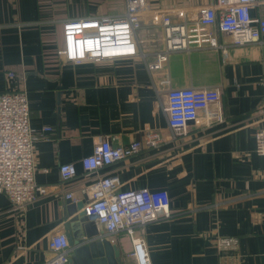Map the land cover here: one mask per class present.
I'll return each instance as SVG.
<instances>
[{
    "label": "crops",
    "instance_id": "obj_1",
    "mask_svg": "<svg viewBox=\"0 0 264 264\" xmlns=\"http://www.w3.org/2000/svg\"><path fill=\"white\" fill-rule=\"evenodd\" d=\"M212 1L145 0L137 55L67 62L57 52L64 20L120 15L127 0H0V91L6 72H16L11 86L27 91L31 109L35 178L46 186L23 209L0 192V264H43L53 255L50 236L67 234L68 209L86 204L88 187L109 174L120 177L122 189L169 193L172 215L135 231L153 264H264V154L255 150L264 43L235 46L231 35L212 26L221 47L192 40L189 48L169 52L165 68H149L166 49L163 17L195 22L200 6ZM251 14L264 17V0ZM184 87H217L222 100L176 133L168 124L167 93ZM46 126L54 130L44 132ZM147 130L161 135L157 146L83 169L81 159L100 138L120 146L142 140ZM66 162L78 172L67 181L59 171ZM67 192L75 197L67 199ZM221 237L237 241L222 247ZM110 241L121 249L123 264H134L128 233Z\"/></svg>",
    "mask_w": 264,
    "mask_h": 264
},
{
    "label": "built area",
    "instance_id": "obj_2",
    "mask_svg": "<svg viewBox=\"0 0 264 264\" xmlns=\"http://www.w3.org/2000/svg\"><path fill=\"white\" fill-rule=\"evenodd\" d=\"M260 0H213L200 6L195 22L175 23L163 17L166 49L150 64L151 70L165 68L169 52L189 48L195 40L197 46L221 47L212 29L231 35V44L242 46L264 43V17L253 16L251 8ZM145 0H127V8L120 15H86L68 18L62 23V46L58 54L67 62L82 60L103 61L135 56L139 53L136 32L141 27L140 10ZM226 50V46H224ZM224 50V51H225ZM16 72H6V88L0 91V192L4 193L16 209H23L46 192L35 178L34 131L31 127V109L27 91L11 86ZM222 94L217 87L171 88L167 93L168 124L176 133L186 131L187 124L197 120L198 113L212 103H221ZM256 112L259 115L255 132L256 152L264 154V81L263 95ZM53 126L43 128L51 132ZM162 140L157 131L147 130L142 140L115 146L110 140L100 138L91 154L81 159L87 172L108 167L136 154L146 144L157 146ZM60 175L67 181L77 175L74 163L60 165ZM90 198L83 210L93 221L100 236L109 240L119 232L131 236L130 256L134 264H153L144 238L135 236L138 226L172 215L171 199L164 189H122L117 174L100 176L89 187ZM67 199L74 198L67 192ZM234 237H221L222 247L233 246ZM49 246L53 255L43 264H69L68 236L57 232L50 236Z\"/></svg>",
    "mask_w": 264,
    "mask_h": 264
},
{
    "label": "water",
    "instance_id": "obj_3",
    "mask_svg": "<svg viewBox=\"0 0 264 264\" xmlns=\"http://www.w3.org/2000/svg\"><path fill=\"white\" fill-rule=\"evenodd\" d=\"M79 202L68 209L65 220L70 251L69 264H123L121 249L109 239L100 236L93 221Z\"/></svg>",
    "mask_w": 264,
    "mask_h": 264
}]
</instances>
